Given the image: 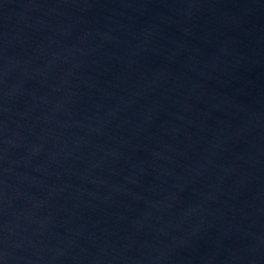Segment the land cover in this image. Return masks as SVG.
<instances>
[{"label":"water","instance_id":"obj_1","mask_svg":"<svg viewBox=\"0 0 264 264\" xmlns=\"http://www.w3.org/2000/svg\"><path fill=\"white\" fill-rule=\"evenodd\" d=\"M0 264H264V0H0Z\"/></svg>","mask_w":264,"mask_h":264}]
</instances>
